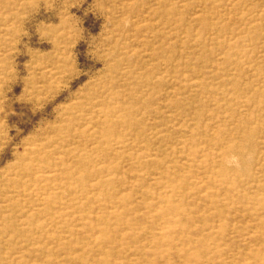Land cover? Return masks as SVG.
<instances>
[{
    "label": "rangeland",
    "instance_id": "374dc122",
    "mask_svg": "<svg viewBox=\"0 0 264 264\" xmlns=\"http://www.w3.org/2000/svg\"><path fill=\"white\" fill-rule=\"evenodd\" d=\"M0 264H264V0H0Z\"/></svg>",
    "mask_w": 264,
    "mask_h": 264
}]
</instances>
